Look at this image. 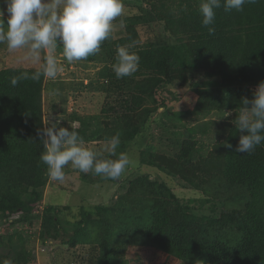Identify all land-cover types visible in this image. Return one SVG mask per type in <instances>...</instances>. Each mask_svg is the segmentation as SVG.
<instances>
[{
    "label": "trees",
    "instance_id": "1",
    "mask_svg": "<svg viewBox=\"0 0 264 264\" xmlns=\"http://www.w3.org/2000/svg\"><path fill=\"white\" fill-rule=\"evenodd\" d=\"M141 1L153 14V21L147 23L153 39L141 44L135 17H125L123 33L117 31L111 43L112 50L130 45L140 57L138 70L121 78L130 81L134 92L128 107L109 123L81 115L65 120L51 117L52 122L79 121L76 131L85 143L106 142L119 133L116 156L100 155L103 159H116L125 152L157 111V102L166 107L165 94H170L172 85H190L194 95L192 111L179 116L206 118L212 112L223 116L224 111L239 110L242 100H251L264 81V0L246 3L240 12L225 11L222 3L209 26L215 29L211 34L202 25L201 14L189 9L191 2L198 5L200 0ZM173 2H178L175 9ZM182 7L189 10L176 13ZM139 44L143 47L134 50ZM15 62L0 70V227L6 230L0 235V262L30 264L34 250L26 243L37 242L42 248L51 242L64 249L96 245V264H127L119 256L129 249L154 255L150 263L144 256L147 264H167L169 259L185 264H264V143L251 154L235 151L240 136L235 126L237 112L226 125V133L206 138L208 148L199 147L193 128H185L175 154L157 153L154 147L141 152L140 166L119 179L118 190H126L112 205L86 209L48 204L43 195L49 186L50 192L64 189L72 194L75 185L110 179L82 173L70 164L63 183L49 178L40 154L42 129L50 116L44 114L43 95L51 87L45 89L44 77L12 86L11 77L36 70L18 59ZM109 66L104 64L97 77L113 79L111 85L119 89ZM137 76L142 78L135 81ZM58 126L71 130L70 125ZM196 128L206 134L203 125ZM142 166L156 171L150 173L153 177L139 174ZM174 179L199 198H178L172 190ZM35 251L40 252L38 245Z\"/></svg>",
    "mask_w": 264,
    "mask_h": 264
},
{
    "label": "clouds",
    "instance_id": "2",
    "mask_svg": "<svg viewBox=\"0 0 264 264\" xmlns=\"http://www.w3.org/2000/svg\"><path fill=\"white\" fill-rule=\"evenodd\" d=\"M222 3L225 11L234 9L240 12L246 3H255V0H200L202 25L208 27L210 34L215 30L209 27L214 23L215 10ZM4 4L6 8L0 9V44L6 45L9 53L21 52L18 61L36 68L31 73L22 72L11 77L12 86L21 80L39 81L41 77L45 78L44 84L49 82L46 79L56 80L64 71L57 56L58 47H62V55L67 64L86 60L98 53L101 44L112 35L115 29L113 22L122 15L124 9L123 0H4ZM5 12L8 15L7 26L4 21ZM120 27H124L122 20ZM131 47L124 45L117 48L113 71L118 79L131 76L138 70L140 57L131 51ZM137 47L133 49H139ZM52 94H57V90H53ZM67 112H71V109ZM231 112L239 114L235 126L240 136L235 151L251 154L258 145L264 143V81L259 83L251 100L244 98L240 109ZM44 114L47 115L45 111ZM75 115L71 112L67 116ZM45 119L48 122L42 129L44 150L40 160L47 165V175L51 180L63 183L65 168L69 164L82 173L91 172L105 179L118 180L132 163L126 153H120L116 159H103L100 153L85 147L88 143L76 131L80 127L79 121L67 124L59 119L52 122L51 116ZM103 119L108 121L106 117ZM64 124L70 125L71 130L58 126ZM120 143V135L117 133L106 140L103 151L116 156ZM51 244L47 242L48 247L42 246L46 250L41 253L50 252L53 247ZM0 264L13 262L5 259Z\"/></svg>",
    "mask_w": 264,
    "mask_h": 264
},
{
    "label": "rangeland",
    "instance_id": "3",
    "mask_svg": "<svg viewBox=\"0 0 264 264\" xmlns=\"http://www.w3.org/2000/svg\"><path fill=\"white\" fill-rule=\"evenodd\" d=\"M177 3L178 2H173L171 4L173 9L177 8ZM123 4L124 9L122 15L117 17L113 22L115 29L112 35L109 39L104 41L105 49L91 55L90 57L92 61H95L97 58L96 62H101L102 64H107V66H109L113 53L117 54V48L114 47L112 50L111 43L117 39V33L119 31H121L120 35L123 33V28L120 27V21L122 18L135 17V21L137 23L136 27H139L137 32L140 36L142 42L141 44L144 45V43L150 42L153 39L154 32L147 23L153 21L154 18L148 5H144L141 0H123ZM199 4L200 3L196 5L193 1L191 2L192 8L189 9L195 11L197 14H200ZM4 8H6L4 0H0V9ZM189 9L182 7V9L176 11V13L182 15V13L187 12ZM137 16H143L145 20L142 21L139 18H136ZM4 18L5 26H7L8 15L6 12ZM125 24L126 22L124 23V28ZM152 26L154 25L152 24ZM141 44L136 45L138 46L137 48L143 47ZM62 52V47H58L57 56L64 66V71L60 73L54 81L46 79L49 83H47L45 89L48 85L51 87V92H49L50 89L48 88L49 91L45 90L43 95L44 111L48 114V116L50 115L52 117L53 115H56L55 117L65 120L67 115L73 112L77 115L97 118L98 121L100 120L103 123H109V121L114 120L115 115L119 116L124 112L125 108L129 105L131 94L134 93L130 89V81L125 82L116 78L115 85L119 87V89H116L114 88L115 86L110 83L113 79L103 82L97 77L98 70L102 67V65L91 64L85 68L81 66V63L84 60L67 65ZM18 54L22 55L19 51ZM18 57L17 52L9 53L6 49V45L0 44V70L11 67L12 64L16 63L15 61ZM27 66L35 68L31 65ZM109 71L114 73L113 67L109 66ZM137 78L139 79H135V81L140 80L142 77L137 76ZM86 81L87 85L85 84ZM187 86L189 87L177 88L172 85L169 89L170 94H165V98L167 99L165 102V108L159 107L160 105L157 102V111L150 117L146 126L141 131V134L129 143L128 148L124 152L129 156L132 163L119 179L122 180L128 172H131L140 166L138 162L139 155L141 152H144L149 148L153 149L154 147L155 152L157 153H165L169 155L175 154V147L182 140V133L185 128H193L195 130L194 137L195 140H199V147L201 148H203V146L205 148L209 147V141L206 138H215L214 135L220 134V132L226 133V125L233 120L235 114L229 110L224 111L223 116H219L216 112L209 113L206 118L196 115L188 117L179 116L178 113L180 112L185 113L192 111L194 95L191 92L192 87L190 85ZM53 90H57V94H52ZM48 108L51 109L50 113L48 112ZM69 109H71V112L68 113L67 111ZM225 113H229V115L225 116ZM174 115H177L179 119H175ZM103 117H106L108 121L105 122ZM94 123H96L95 119L92 124ZM67 124H69V122H67ZM198 125H203L202 129L205 130L204 133L206 134L203 135L200 133V128H196ZM85 147L100 153L101 157H105L109 154L108 152L103 151L105 148V141L88 143L85 144ZM154 172L156 171H153L151 168L146 166H142L138 169L139 174H147L151 177H153L151 174L154 175ZM119 179L114 181L107 180L106 183H82L80 185H75L72 189V194H69V192L64 193L63 190L61 191L59 189L50 192L49 189L51 186H49V188H45L43 196H45L48 204H69V207L71 208L79 205H82L86 209L97 206H108L112 205L120 194L126 190L125 188L121 191L118 190L119 185L117 186V184L121 183V180ZM74 183L76 182L69 184ZM172 184L174 186L172 190L178 198H199L196 193L191 192L190 189L182 188L179 180L174 179ZM5 232V228L3 226L0 227V235ZM26 245L31 250H34L32 251L33 260L30 264H69L70 262H74L76 264H96L99 253L96 245L78 246L77 250H74V248L64 249L63 247H53L50 252H46L44 254L39 251H35L37 245L38 248L41 247L37 242H34V244L33 242H27ZM124 253L126 256H124ZM137 255L139 257H137ZM144 256L148 259V261ZM153 256L149 257L146 251H140V253L137 254L135 250L129 249L123 252V256H119V260L122 257H125L128 261L127 264H145L146 261L147 263L155 261ZM167 264L185 263L169 259Z\"/></svg>",
    "mask_w": 264,
    "mask_h": 264
},
{
    "label": "crops",
    "instance_id": "4",
    "mask_svg": "<svg viewBox=\"0 0 264 264\" xmlns=\"http://www.w3.org/2000/svg\"><path fill=\"white\" fill-rule=\"evenodd\" d=\"M97 61V58L95 59V61H92V59L89 57L88 59L84 60L82 63H81V66L87 68L88 65H91V64H100V65H104L102 64L101 62H96ZM85 84H87V81L85 82ZM85 88V87H83ZM64 190V189H63Z\"/></svg>",
    "mask_w": 264,
    "mask_h": 264
},
{
    "label": "built area",
    "instance_id": "5",
    "mask_svg": "<svg viewBox=\"0 0 264 264\" xmlns=\"http://www.w3.org/2000/svg\"><path fill=\"white\" fill-rule=\"evenodd\" d=\"M45 250H46V247H42V248L40 249V252H45Z\"/></svg>",
    "mask_w": 264,
    "mask_h": 264
}]
</instances>
